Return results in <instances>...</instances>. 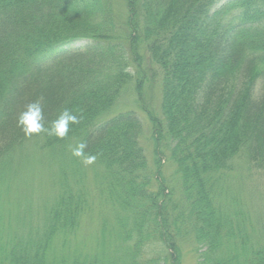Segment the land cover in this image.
Returning <instances> with one entry per match:
<instances>
[{
    "label": "trees",
    "instance_id": "trees-1",
    "mask_svg": "<svg viewBox=\"0 0 264 264\" xmlns=\"http://www.w3.org/2000/svg\"><path fill=\"white\" fill-rule=\"evenodd\" d=\"M124 2L121 16L114 0H0V264H182L186 239L196 264H264L229 187L236 160L264 172V0ZM128 89L151 161L137 112L111 113ZM41 96L48 121L80 116L66 138L16 127ZM80 142L94 164L72 156ZM40 164L52 198L38 222L1 199Z\"/></svg>",
    "mask_w": 264,
    "mask_h": 264
},
{
    "label": "rangeland",
    "instance_id": "rangeland-1",
    "mask_svg": "<svg viewBox=\"0 0 264 264\" xmlns=\"http://www.w3.org/2000/svg\"><path fill=\"white\" fill-rule=\"evenodd\" d=\"M115 9L118 15H124V0H114ZM155 67L152 71L157 74ZM148 73L150 67L147 65ZM158 75V74H157ZM152 80L149 79V83L146 84V94L151 108L154 110L155 115L160 118L159 104H160V78L159 75ZM133 94L130 89L123 94L122 98L115 105L111 113H116L124 110H132L137 112V117L142 124V134L140 137V144L145 151V155L148 160L151 159V142H150V124L146 120V117L138 111L133 105ZM139 114V115H138ZM167 159V160H166ZM151 161V160H150ZM163 176L166 180H175L176 176L173 174L174 169L170 161L167 158V152H164V159L162 161ZM234 170L230 175L229 187L233 196L237 197L244 204L243 210L244 217L248 223L247 230H250L252 226V235L256 239L261 240V245H264V172L254 170L243 160H236L233 164ZM46 167L43 164L36 166L33 169L23 167V172L18 178L14 179L12 184L11 193L8 197L3 196L1 201L8 199L14 200L20 196L21 199H25L27 210L34 217L33 220L39 222V212L42 211L43 206L50 202L52 198V191L49 186V179L46 174ZM14 207L13 205H7L6 209ZM5 210V209H4ZM5 214V212H3ZM3 214V215H4ZM11 214H14L11 212ZM37 217V218H36ZM93 230L91 224L84 220L81 225L79 235L81 238L86 237ZM182 247V264H196V255L191 249V241L186 239V242L181 245Z\"/></svg>",
    "mask_w": 264,
    "mask_h": 264
},
{
    "label": "clouds",
    "instance_id": "clouds-1",
    "mask_svg": "<svg viewBox=\"0 0 264 264\" xmlns=\"http://www.w3.org/2000/svg\"><path fill=\"white\" fill-rule=\"evenodd\" d=\"M79 123L80 116L68 108L60 112L56 119L48 121L45 116L44 98L42 96L24 105L16 116V127L20 129L26 139L46 133L62 140L69 135L72 126ZM87 147L86 142H80L72 149L71 153L73 157L80 159L85 166L94 164L97 159L96 155L86 152Z\"/></svg>",
    "mask_w": 264,
    "mask_h": 264
}]
</instances>
